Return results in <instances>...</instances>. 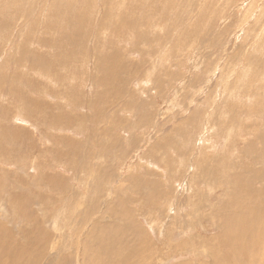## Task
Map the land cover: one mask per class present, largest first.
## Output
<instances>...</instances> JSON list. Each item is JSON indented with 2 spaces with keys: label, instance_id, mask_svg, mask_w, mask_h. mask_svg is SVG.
Listing matches in <instances>:
<instances>
[{
  "label": "rangeland",
  "instance_id": "rangeland-1",
  "mask_svg": "<svg viewBox=\"0 0 264 264\" xmlns=\"http://www.w3.org/2000/svg\"><path fill=\"white\" fill-rule=\"evenodd\" d=\"M1 81L17 264H264V0H0Z\"/></svg>",
  "mask_w": 264,
  "mask_h": 264
},
{
  "label": "bare ground",
  "instance_id": "bare-ground-1",
  "mask_svg": "<svg viewBox=\"0 0 264 264\" xmlns=\"http://www.w3.org/2000/svg\"><path fill=\"white\" fill-rule=\"evenodd\" d=\"M16 10V9H15ZM212 19V18H211ZM51 38V37H50ZM52 38H54L53 36H52ZM56 39V38H55ZM55 39H52V42H50V40L49 39H47V42L48 43H53L52 44V46H55V42H56V40ZM58 39V38H57ZM41 40H43V38H41ZM55 40V41H54ZM42 42V41H41ZM43 43H44V41H43ZM46 44V43H45ZM43 45V44H42ZM49 46V45H48ZM44 47V46H43ZM51 47V46H50ZM187 51V50H186ZM75 53V52H74ZM92 53V52H91ZM80 54V53H79ZM27 55V54H26ZM32 58V57H31ZM42 57H40V58H38V60H36L35 58L33 59V63H31L32 65H31V67H28V69H34L35 70V68L36 69H43V70H45V71H42V72H40V71H38V73H39V75H40V73H41V76L42 77H44L45 79L47 78V80L49 81V82H60V81H66V80H62L61 79V77H62V73L59 71V69L57 68V69H53L52 67V69H49V67H47L46 66V64H48V62H44L45 64H43L41 61H42ZM245 60V59H244ZM44 61V60H43ZM27 63H30V62H28L27 61ZM190 63V62H189ZM58 67H63L64 69L65 68H67V69H69L70 70V68H69V66H68V61H66V64L65 63H60L59 65H58ZM110 68V67H109ZM111 68H113V67H111ZM197 68V67H196ZM114 69V68H113ZM109 70H111V69H109ZM47 71V72H46ZM66 71V70H65ZM113 71V70H112ZM35 72H37V70L35 71ZM63 72V71H62ZM67 72V71H66ZM85 72V71H84ZM114 72V71H113ZM90 73V72H89ZM16 74V73H15ZM29 74V73H28ZM36 74V73H35ZM34 74V75H35ZM32 75V74H31ZM256 75H258V74H256ZM256 75L254 76V77H256ZM16 76V75H15ZM9 78V77H8ZM71 78H74V76H72ZM66 79H70L69 77H67ZM257 80H258V76H257V78H256ZM90 80H91V78H90ZM96 80H97V78L94 80L95 82H96ZM98 80H99V78H98ZM208 80V79H207ZM255 80V79H254ZM82 81V83H85V82H88V80H81ZM92 82H93V80H91ZM0 83H2V81L0 82ZM107 83V82H106ZM71 84V83H70ZM69 84V85H70ZM81 84V83H80ZM58 85V84H57ZM86 86V85H85ZM222 86V85H221ZM13 88H14V86H12ZM11 87V88H12ZM10 88V89H11ZM12 88V89H13ZM34 88V87H33ZM41 88H43V87H41ZM60 89V88H59ZM71 89V88H70ZM221 89V88H220ZM8 90V89H7ZM64 90V89H63ZM62 91V90H61ZM32 92V91H31ZM53 92V91H52ZM65 92V91H64ZM77 92V91H76ZM231 92V91H230ZM63 93V92H62ZM31 94V93H30ZM45 94H47V93H44V95ZM52 94V93H51ZM230 94V93H229ZM39 98H40V96H39ZM46 98H47V96H46ZM61 99V98H60ZM89 101V100H88ZM91 101V100H90ZM214 101V100H213ZM72 102H73V100H72ZM176 103V102H175ZM216 103V102H215ZM25 104V103H24ZM66 105H67V103H66ZM96 105V104H95ZM94 106V105H93ZM84 107V106H83ZM192 107V106H191ZM197 108V107H196ZM208 110H207V116H211V114L213 113V111H214V105L213 104H211V105H209L208 107ZM235 108V107H234ZM86 109V108H85ZM227 109V108H226ZM236 110V109H235ZM222 113H224V109H223V112ZM225 113H228L227 112V110H226V112ZM221 115H223V114H221ZM227 115V114H226ZM31 116V115H30ZM252 117V116H251ZM211 118H207L205 121H204V124H203V128H201V131H200V133H198V134H200V136H199V141L197 142V143H199V146L201 145L202 146V149L201 150H204V148L205 147H207L209 144L207 143V138H209L210 137V139H212V135H210V134H208V137H207V131H213V126L212 127H210L209 126V124L212 122V120H210ZM6 121V120H5ZM80 122H82V120L81 121H79V125H80ZM53 124V123H52ZM84 125V124H83ZM196 125V124H195ZM212 125V124H211ZM78 126V125H77ZM77 126H76V128H77ZM200 126H201V124H200ZM78 127H80V126H78ZM114 127V126H113ZM81 128H82V125H81ZM116 128V127H115ZM85 129V128H84ZM83 129V130H84ZM197 129V128H196ZM255 130V129H254ZM196 131V130H195ZM78 132V131H77ZM197 132H198V129H197ZM79 133H82V132H79ZM197 134V133H196ZM197 134V135H198ZM229 140H226V142H228ZM196 143V144H197ZM196 147H198V146H196ZM231 144L229 143V144H225L224 145V147H223V150H226V153L227 154H229L230 153V151H231ZM209 149H211L212 150V148L210 147ZM197 151H196V153L195 154H197V152L199 153V148H197L196 149ZM199 150V151H198ZM222 150V151H223ZM193 151V150H192ZM205 151H207V149L205 150ZM225 153V154H226ZM194 154V155H195ZM200 154H202V153H200ZM259 154V153H258ZM192 155V154H191ZM193 155V156H194ZM192 156V157H193ZM222 156V155H221ZM226 156V155H225ZM260 156V155H259ZM196 157V156H195ZM208 157V156H207ZM194 159H196V158H194ZM239 159L238 160H235V161H233L234 163H233V165H238V166H240V163H239ZM204 163V162H203ZM233 165L231 166L232 168H233ZM191 166V165H190ZM193 166V165H192ZM192 168V167H191ZM198 172V171H197ZM203 173V172H202ZM223 174V173H222ZM226 175V174H225ZM228 176V175H227ZM231 176V175H230ZM232 176H233V174H232ZM217 177H219L218 176V173H217ZM193 178V177H192ZM236 179V178H235ZM258 183V182H257ZM187 184V183H186ZM187 187V186H186ZM241 187V186H240ZM214 188V187H213ZM228 189V188H227ZM260 199V198H259ZM226 202V201H225ZM246 202V201H245ZM242 208H246L247 209V213H252V215H256V212H257V209L256 210H254V208L252 207V209H250V206L249 205H242ZM242 213V212H241ZM235 214H237V213H235ZM245 214V213H244ZM250 215V214H249ZM64 216V214H62L61 216H59V218H58V220L55 222V226L57 227V226H59V222H61V220H62V217ZM245 216L246 215H244V218H245ZM213 218V217H212ZM254 218V217H253ZM214 219V218H213ZM248 218H246V220H247ZM261 219V218H260ZM227 220V223L229 224V226H231L232 224H234V227L233 228H238L239 229V227L241 228L243 225H245V223L244 222H241V223H239L238 221H237V219H235V220H233V218L231 217L230 219L228 218V219H226ZM245 220V221H246ZM254 220V219H253ZM214 221V220H213ZM231 221H233V222H231ZM252 221V220H251ZM250 221V222H251ZM62 223V222H61ZM258 222L257 221H255L254 222V224H250L249 225V227H253V226H257L256 227V229L258 228V224H257ZM231 224V225H230ZM240 224H242V225H240ZM261 224H263L262 222H261ZM2 225V224H1ZM262 226V225H261ZM223 227V226H222ZM221 227V228H222ZM225 227V226H224ZM245 227V226H244ZM17 228V227H16ZM58 228V227H57ZM56 228V229H57ZM225 228H227V226L225 227ZM224 228V229H225ZM255 228V227H254ZM253 228V229H254ZM4 229H5V227H4ZM3 228H2V230L3 231H5ZM59 229H60V227H59ZM223 229V232H228V230L226 229V230H224ZM243 229V228H242ZM247 229V228H246ZM249 230L248 231H246V232H248V233H250L249 231H251V229L250 228H248ZM1 231V230H0ZM2 231V232H3ZM230 231V230H229ZM245 231V230H244ZM113 232V231H112ZM232 232V231H231ZM240 232H242V231H240ZM245 232V233H246ZM252 232V231H251ZM219 233V232H218ZM221 233V232H220ZM255 232L253 231V234H254ZM222 234V233H221ZM220 234V235H221ZM226 234V233H225ZM230 234V233H229ZM5 235V234H4ZM224 234H222V236H223ZM228 235V234H227ZM227 235H225V236H227ZM234 235H237V236H239V238L240 239H242V235H240V233H239V231H235V230H233V232H232V236H234ZM225 236H223L224 238V240L226 241L225 243H224V245H226L227 244V246H223L224 248L225 247H227V248H225V250L227 249V251H228V247L230 248V249H233V247L234 248H236V245H235V238H233L232 236H229L228 238L227 237H225ZM263 236V235H262ZM219 237V236H218ZM217 237V238H218ZM6 238V237H5ZM227 238V239H226ZM237 238V237H236ZM222 239V238H221ZM3 239H1L0 238V259H1V256L2 255H4L5 254V252L7 251V253L6 254H8V258H7V260L9 261V263H11V264H17V263H19L20 261L19 260H23L22 258H23V256H24V254L25 253H23V252H25L26 251V249L24 248V249H22V250H20V252H19V250L18 249H16L15 248V250L12 248V249H8V250H6L5 249V247H6V245L4 246V244H6L5 242L6 241H2ZM13 240V239H12ZM217 240V239H216ZM219 240V239H218ZM14 242H15V240H13ZM242 241V240H241ZM260 242L263 244L264 243V241H262V239L260 238ZM261 244V245H262ZM238 245V244H237ZM21 246V245H20ZM23 246V245H22ZM22 248V247H21ZM223 248V249H224ZM28 251V250H27ZM29 252V251H28ZM234 252V251H233ZM1 253H4V254H1ZM241 253V252H240ZM199 255V254H198ZM228 255V254H227ZM240 255V254H239ZM193 257V256H192ZM2 258H4L3 256H2ZM245 259V258H244ZM2 260H0V262H1ZM5 262V261H4ZM8 264V263H7Z\"/></svg>",
  "mask_w": 264,
  "mask_h": 264
}]
</instances>
